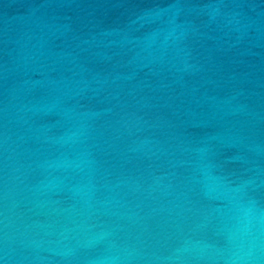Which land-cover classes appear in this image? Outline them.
Returning <instances> with one entry per match:
<instances>
[{"label":"water","instance_id":"water-1","mask_svg":"<svg viewBox=\"0 0 264 264\" xmlns=\"http://www.w3.org/2000/svg\"><path fill=\"white\" fill-rule=\"evenodd\" d=\"M0 264H264V0H0Z\"/></svg>","mask_w":264,"mask_h":264}]
</instances>
